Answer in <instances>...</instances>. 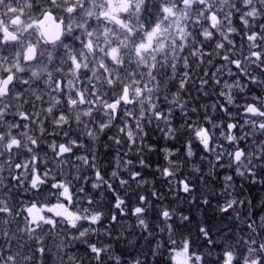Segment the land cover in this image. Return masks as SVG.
<instances>
[{"label":"snow or ice","instance_id":"obj_1","mask_svg":"<svg viewBox=\"0 0 264 264\" xmlns=\"http://www.w3.org/2000/svg\"><path fill=\"white\" fill-rule=\"evenodd\" d=\"M55 258L264 264V0H0V264Z\"/></svg>","mask_w":264,"mask_h":264},{"label":"trees","instance_id":"obj_2","mask_svg":"<svg viewBox=\"0 0 264 264\" xmlns=\"http://www.w3.org/2000/svg\"><path fill=\"white\" fill-rule=\"evenodd\" d=\"M237 40H239V37H237ZM213 62L215 63V60ZM204 67L207 68L208 66L205 65ZM189 89H190V94H186V96H188L189 100L193 103L194 106L196 104L204 103L205 100H207V98H205V97L197 96L195 84L190 83ZM208 92L210 95L212 94V87L208 88ZM208 102L211 103L210 100ZM155 138H157V139L159 138L158 133L155 134ZM161 143H168V142L161 141ZM173 144H174V147H181L180 144H176L175 142H173ZM199 151L200 150L197 149L198 153H199ZM100 153H101V155H100V166L102 168H107L109 171H111L112 167L114 166L113 154H110V155H108L107 158H105L103 156V149L102 148L100 149ZM151 159L155 162L157 160H162V157H158L155 153H153L151 155ZM195 160L197 163L200 162L199 161V154L197 155ZM57 167H59V165H57ZM153 167H155V164L153 165ZM190 167H191V165H189L188 168L182 169V175H187L188 179L195 185V191H194L193 195L196 196L197 201H199L202 198V196H211V194L214 191H219V188L221 187V185L217 184L216 182L211 180L210 174H211L212 170H211L210 166H206L203 169L205 176L209 180V182L206 185L199 180L198 174L192 173L191 175H189V168ZM221 175H223V171H221ZM156 187L158 189H160L162 192H164V188H165L164 180L163 179H157ZM149 190H150V188H149ZM104 203L105 204L109 203V199L107 197L105 198ZM165 203H171L172 206L177 209V216L181 212H183L185 214H190L193 217V223L191 225L187 226L188 229L192 230L193 234H195L197 225H199L201 223H209V224L213 225V230H215L216 226H219L222 223L228 222L226 216H225V219L223 221L220 220V214L213 207L216 203V199L214 197L212 198V205L213 206L197 207L195 204L190 206L187 203V198L184 197V195L182 193L180 194L179 199H176V200H173L171 196H167ZM153 219H154V217H153ZM130 224H134L133 219H123L122 218L121 222L118 223L115 226V228L111 229V230L114 232H123V230L127 229ZM185 230H187V229H185ZM128 238L132 239L134 237L129 235ZM105 242L112 243V246L114 249L122 248L125 246L123 241H121L120 244H116L114 237L111 240H109V237H107L106 235H104L100 238V243H105ZM140 242L142 243V241H140ZM81 248H82V246H81ZM80 254H82V251ZM48 264H58V258L50 259L48 261Z\"/></svg>","mask_w":264,"mask_h":264}]
</instances>
